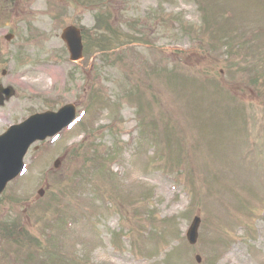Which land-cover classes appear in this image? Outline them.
<instances>
[{"label":"rangeland","instance_id":"obj_1","mask_svg":"<svg viewBox=\"0 0 264 264\" xmlns=\"http://www.w3.org/2000/svg\"><path fill=\"white\" fill-rule=\"evenodd\" d=\"M101 1L122 44L144 39L168 50L120 47L112 34H102L108 59L97 72L87 64L98 43L73 67L59 39L22 41V54L18 37L0 42V69L16 73L22 58L29 79L36 67L55 74L52 82L40 72L42 84H26L22 97L0 107V130L30 109L80 101L89 82L109 84L119 99L110 108L95 103L87 120L27 157L28 171L0 198V264H264V0ZM43 3L50 2L36 0L27 12L46 9ZM18 10L9 15L17 31ZM45 11L35 17L46 32L51 17ZM124 18L137 23L140 35L124 33ZM8 30L0 25V35ZM130 75L145 83L129 91ZM137 126L147 135L139 136ZM79 193L100 213L86 217L76 209L72 199ZM65 207L83 233L69 236L65 229L71 263L56 250L53 233L55 222L68 218ZM195 214L201 224L190 245L185 232ZM20 227L18 242L13 234Z\"/></svg>","mask_w":264,"mask_h":264},{"label":"water","instance_id":"obj_2","mask_svg":"<svg viewBox=\"0 0 264 264\" xmlns=\"http://www.w3.org/2000/svg\"><path fill=\"white\" fill-rule=\"evenodd\" d=\"M64 120L62 115L53 113L36 115L32 120L13 127L5 135L0 136V191L5 181L20 170L21 157L28 143L56 125L60 127ZM193 235H195L194 226L189 232L191 242H194Z\"/></svg>","mask_w":264,"mask_h":264}]
</instances>
